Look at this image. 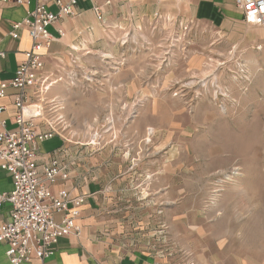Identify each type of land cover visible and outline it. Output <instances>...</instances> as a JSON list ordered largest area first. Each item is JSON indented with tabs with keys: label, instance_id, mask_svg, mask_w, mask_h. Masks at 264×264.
<instances>
[{
	"label": "rangeland",
	"instance_id": "374dc122",
	"mask_svg": "<svg viewBox=\"0 0 264 264\" xmlns=\"http://www.w3.org/2000/svg\"><path fill=\"white\" fill-rule=\"evenodd\" d=\"M226 11L101 22L46 52L100 220L179 264H264V27Z\"/></svg>",
	"mask_w": 264,
	"mask_h": 264
},
{
	"label": "built area",
	"instance_id": "2783aa9c",
	"mask_svg": "<svg viewBox=\"0 0 264 264\" xmlns=\"http://www.w3.org/2000/svg\"><path fill=\"white\" fill-rule=\"evenodd\" d=\"M77 1L0 0L1 5L26 7L25 15L11 22L8 34L20 39L19 31L23 29L30 41L12 77L0 82V98L9 95L7 89L14 90L11 98L16 109L9 128L7 120L1 118L6 107L0 104V169L12 181L10 191L0 192V206L4 202L11 206L9 218L0 224V242L6 246L10 264H27L33 258L52 256L60 237L81 232L76 219L84 196L70 197L66 189L53 193L48 185L69 178L66 164L52 157L39 170L36 156V143L57 134L56 126L62 119L58 113L61 100L46 96L55 82L45 70L46 52L65 35L59 22L79 14ZM234 6L246 24L264 27V0H234ZM92 11L102 22L101 5L94 3ZM4 57L5 51L0 49V59ZM44 114L47 118H43ZM41 123L47 128L39 129ZM56 212L61 213L59 221L54 220Z\"/></svg>",
	"mask_w": 264,
	"mask_h": 264
},
{
	"label": "crops",
	"instance_id": "0c3cea01",
	"mask_svg": "<svg viewBox=\"0 0 264 264\" xmlns=\"http://www.w3.org/2000/svg\"><path fill=\"white\" fill-rule=\"evenodd\" d=\"M105 5L104 0H78L79 14L73 18H64L59 22L65 34L79 30H97L101 22L95 18L92 11L94 3L100 4L103 10V21L107 25L116 23L120 18L125 21L136 22L143 18H152L156 15H187L190 20H203L218 17L220 13L227 14L226 10L237 9L234 0H110ZM24 6H5L0 4V49L5 51V57L0 59V82L12 77L18 62L23 58L22 51L28 48L30 41L25 30L20 29V39H12L8 32L12 21L20 20L25 15ZM238 10V9H237ZM239 11V10H238ZM239 16L242 14L239 11ZM106 25V26H107ZM65 36V35H64ZM23 39V43L21 42ZM47 57V55H46ZM45 57V64H46ZM9 94L0 98V104L6 107L1 118L12 125L16 109L13 105L11 94L14 90L7 89ZM39 121V120H38ZM47 127L41 123L39 129ZM77 149L69 148L60 135L36 143V156L39 170L52 157L59 158L69 170L67 180L58 179L53 184H48L53 193L66 189L70 197L84 196L83 203L79 206L80 213L76 219L81 227L79 235L60 237L53 248L52 256L42 260L33 258L27 264H179L172 258L155 252L153 246L139 238L120 236L113 230V222L98 215L102 207L100 192L102 187L95 183L96 172L86 170L78 164ZM73 160V161H72ZM73 165L71 166V163ZM77 164V166H76ZM12 181L5 171L0 169V192L11 190ZM11 206L4 202L0 206V224L9 218ZM57 214L54 213V215ZM61 216V213H58ZM5 244L0 242V264H10L5 256ZM193 258L195 264H235L233 259H222L219 255L196 254ZM245 264V262H243ZM238 264H242L241 261Z\"/></svg>",
	"mask_w": 264,
	"mask_h": 264
},
{
	"label": "bare ground",
	"instance_id": "6f19581e",
	"mask_svg": "<svg viewBox=\"0 0 264 264\" xmlns=\"http://www.w3.org/2000/svg\"><path fill=\"white\" fill-rule=\"evenodd\" d=\"M152 129V128H151Z\"/></svg>",
	"mask_w": 264,
	"mask_h": 264
}]
</instances>
